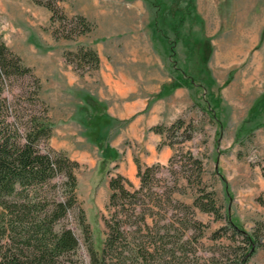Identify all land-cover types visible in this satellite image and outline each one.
<instances>
[{"label":"rangeland","instance_id":"1","mask_svg":"<svg viewBox=\"0 0 264 264\" xmlns=\"http://www.w3.org/2000/svg\"><path fill=\"white\" fill-rule=\"evenodd\" d=\"M59 6L68 16H85L92 31L55 39L45 7L0 0V39L32 70L0 88L25 121L39 109L28 98L37 85L51 126L39 148L62 151L77 163V207L55 230L70 228L78 245L60 263L89 264V243L100 253L108 182L121 174L138 188L136 157L142 165H159L154 187L160 196L152 199L166 212L160 223L174 213L200 221L201 229L180 238L171 227L166 241L174 253L145 260L125 254L124 264H230L244 244L224 217L246 232L264 222V0H62ZM254 20L253 41L245 46ZM80 46L97 52L98 69L80 73L66 61L64 53ZM178 118L184 126L168 138L150 130ZM184 127L189 140H182ZM163 141L174 144L158 148ZM189 154L201 161V179L215 193L220 219L194 207L185 217L173 207L174 201L192 204L196 193V177L185 178V168L196 172ZM260 234L263 244L248 264H264L263 228ZM17 244L0 236L3 251L14 253Z\"/></svg>","mask_w":264,"mask_h":264},{"label":"trees","instance_id":"2","mask_svg":"<svg viewBox=\"0 0 264 264\" xmlns=\"http://www.w3.org/2000/svg\"><path fill=\"white\" fill-rule=\"evenodd\" d=\"M32 1L50 12L49 22L55 39H74L93 29L82 14H65L59 6L62 0ZM64 56L80 73L99 68V56L90 47L80 46L74 51H66ZM31 71L0 39V85L14 77L31 75ZM28 98L39 109H33V113L24 121L25 115H20L18 109L7 105L0 88V236L9 235L12 241L18 242L14 253L9 249L3 251V245L0 247V264H61L59 258L72 252L78 245L70 228L55 230L59 220L77 207V163L62 151L52 148L42 151L39 148V142L51 135L50 120L45 113L47 107L38 96L37 85L36 91L30 92ZM183 126L184 121L178 118L170 126L158 124L150 130L168 138L170 132H179ZM21 127L24 128L22 131ZM182 134V140L192 137L185 127ZM166 144L172 146L174 143L163 141L158 148ZM189 159L196 166V172L190 167L185 168V178L189 181L191 176L196 177V193L192 204L174 201L173 207L183 210L181 212L185 217H188V212L193 214L191 209L194 207L213 214L215 219L222 218L214 191L207 190L203 185L199 172L201 161L191 154ZM134 162L140 181L138 188L121 174L112 176L108 182L111 194L106 205L109 217H103L105 238L100 253L91 243L88 244L89 264H124L125 254L143 260L148 256L164 257L165 254L174 253L167 247L169 241H166L170 237L171 227L179 230L180 238L185 236L186 230L201 229L200 221L180 219L174 213L169 215L166 223L161 224L166 212L161 214L157 211V204L152 199L154 195L160 196L154 187L159 165H142L136 157ZM79 212L78 222L85 233L88 226L83 211L80 209ZM224 218L232 234L239 235L244 244L235 248L240 251L236 252L230 264H248L249 257L263 244L260 231L264 229V222H259L252 232H246L228 216ZM175 222L182 227H173ZM129 235H132V240Z\"/></svg>","mask_w":264,"mask_h":264},{"label":"bare ground","instance_id":"3","mask_svg":"<svg viewBox=\"0 0 264 264\" xmlns=\"http://www.w3.org/2000/svg\"><path fill=\"white\" fill-rule=\"evenodd\" d=\"M251 26H252V24H251ZM254 26H255V20H254V23H253L252 28L249 27L250 29L247 31L248 34L244 35L245 46H250L251 43H252V41H253V40L250 38V34L253 32V28H254ZM241 29H242V28H241ZM241 29H240V30H241ZM239 50H240V49H239ZM239 50H238V51H239ZM234 51H235V50H234ZM230 52H233V50H230ZM230 52H229V51H228V52L225 51V54H229Z\"/></svg>","mask_w":264,"mask_h":264},{"label":"crops","instance_id":"4","mask_svg":"<svg viewBox=\"0 0 264 264\" xmlns=\"http://www.w3.org/2000/svg\"><path fill=\"white\" fill-rule=\"evenodd\" d=\"M138 104H140L141 105V102H137V103H135V107L137 108L138 107ZM127 109V108H126ZM132 109V108H131ZM127 110H129V108L127 109Z\"/></svg>","mask_w":264,"mask_h":264}]
</instances>
